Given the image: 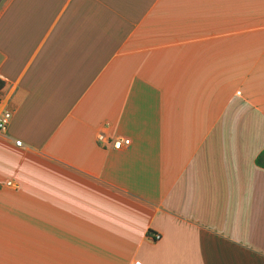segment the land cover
I'll list each match as a JSON object with an SVG mask.
<instances>
[{"label":"crops","instance_id":"0c3cea01","mask_svg":"<svg viewBox=\"0 0 264 264\" xmlns=\"http://www.w3.org/2000/svg\"><path fill=\"white\" fill-rule=\"evenodd\" d=\"M0 82V264H264V0H0Z\"/></svg>","mask_w":264,"mask_h":264},{"label":"built area","instance_id":"2783aa9c","mask_svg":"<svg viewBox=\"0 0 264 264\" xmlns=\"http://www.w3.org/2000/svg\"><path fill=\"white\" fill-rule=\"evenodd\" d=\"M2 103H3V99H2L1 88H0V107H1ZM11 118H12V113L10 111L5 110V109H0V133L6 132ZM97 140L102 142L104 140L103 135L99 134L97 136ZM129 143H130V140H128V139H117L113 142V147L115 149H119L121 146L128 145ZM14 144L16 146H22V142L20 140H15ZM5 185L8 187H12V188L16 187L12 181H7L5 183ZM158 238H159V236L156 235L155 239H158Z\"/></svg>","mask_w":264,"mask_h":264},{"label":"trees","instance_id":"16d2710c","mask_svg":"<svg viewBox=\"0 0 264 264\" xmlns=\"http://www.w3.org/2000/svg\"><path fill=\"white\" fill-rule=\"evenodd\" d=\"M2 86V83L0 82V87Z\"/></svg>","mask_w":264,"mask_h":264}]
</instances>
